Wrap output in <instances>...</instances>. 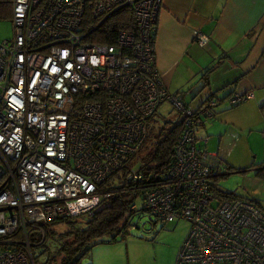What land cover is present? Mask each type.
Here are the masks:
<instances>
[{
  "label": "built area",
  "instance_id": "built-area-1",
  "mask_svg": "<svg viewBox=\"0 0 264 264\" xmlns=\"http://www.w3.org/2000/svg\"><path fill=\"white\" fill-rule=\"evenodd\" d=\"M122 9L134 30L105 33ZM159 10L160 0H11L12 36L0 42V264H37L43 225L90 217L129 190L137 191L131 214L138 197L155 220L188 224L175 264H264V212L215 192L223 164L196 137L219 100L190 110L155 67ZM105 37L113 43L96 42ZM251 97L233 94L227 104ZM163 103L181 122L171 162L157 181L133 187L140 168L126 163ZM114 175L122 184L105 187Z\"/></svg>",
  "mask_w": 264,
  "mask_h": 264
},
{
  "label": "crops",
  "instance_id": "crops-1",
  "mask_svg": "<svg viewBox=\"0 0 264 264\" xmlns=\"http://www.w3.org/2000/svg\"><path fill=\"white\" fill-rule=\"evenodd\" d=\"M197 33L206 37L201 46ZM153 48L168 93L196 100L192 111L208 99L219 100L213 117L196 132L208 138L205 150L209 144V154L236 170L264 164V0H160ZM246 93L252 97L227 105L228 97ZM255 193L242 199L264 212L250 197Z\"/></svg>",
  "mask_w": 264,
  "mask_h": 264
},
{
  "label": "rangeland",
  "instance_id": "rangeland-1",
  "mask_svg": "<svg viewBox=\"0 0 264 264\" xmlns=\"http://www.w3.org/2000/svg\"><path fill=\"white\" fill-rule=\"evenodd\" d=\"M11 36L10 21H0V42L9 40ZM183 103L190 110L197 105L196 100L193 102L183 100ZM152 120L155 122L149 124L148 133L141 148L126 163V167L129 169H139L147 161L155 146L160 128H169L173 124L179 123L180 116L171 109L169 104L163 103L157 109ZM206 147L210 150L209 144ZM217 181L213 184L215 189L221 192H234L240 196L239 198L249 197L247 195L256 190L255 195L250 197L258 200L260 205L261 203L264 205V184L256 180L253 174L231 172ZM115 182L117 183V180ZM258 184L260 185L258 186ZM134 205L136 211L131 214L128 220L124 236L120 238L119 235H116L113 239L110 236L102 237L90 247L89 252L80 260V264H175L177 251L188 232V224L183 220L168 223L155 220L141 210V201L138 197L135 199ZM73 223L76 228L83 226V219L77 218ZM65 229L67 226L62 223L54 226L57 233ZM44 250L53 254L57 250V242L47 239L44 247H34L32 253L36 261L43 259L42 252Z\"/></svg>",
  "mask_w": 264,
  "mask_h": 264
},
{
  "label": "trees",
  "instance_id": "trees-1",
  "mask_svg": "<svg viewBox=\"0 0 264 264\" xmlns=\"http://www.w3.org/2000/svg\"><path fill=\"white\" fill-rule=\"evenodd\" d=\"M10 16L11 0H0V21H10ZM101 27L109 35H113L119 30H134L131 13L126 9H122L107 18ZM96 42L113 43L112 40L106 37L103 40L97 39ZM211 70L208 69L206 75ZM180 131L181 122L173 124L169 128H160L156 136L155 146L151 150V155L139 169L142 180L141 182L133 183L131 186L152 184L160 178L171 162L172 149ZM247 170H251L256 180L264 183V164L250 165L247 169L239 170L226 167L223 164L222 173L219 177L214 178L213 182H218L217 180L219 178H223L231 172L244 173ZM116 176L114 175L109 178L103 185L109 188L121 185L122 180ZM116 180L117 183L115 182ZM214 190L222 199L234 200L239 198L230 191L221 192L215 188ZM136 193L137 191L135 190H129L126 193L117 191L110 194L93 210L92 216L79 217L83 219V226L76 228L73 222H57L43 225V241L39 246L44 247L47 239H53L57 242V250L53 254L44 250L42 252L44 255L43 259L36 262L38 264H80V260L89 252L90 247L96 244L102 237L110 236L113 239L116 235H119L122 238L126 232L128 220L131 216L128 207L133 203L132 200ZM247 201L254 203L250 200ZM61 223L65 224L67 229L62 232H55L54 226Z\"/></svg>",
  "mask_w": 264,
  "mask_h": 264
},
{
  "label": "bare ground",
  "instance_id": "bare-ground-1",
  "mask_svg": "<svg viewBox=\"0 0 264 264\" xmlns=\"http://www.w3.org/2000/svg\"><path fill=\"white\" fill-rule=\"evenodd\" d=\"M141 182V181H140Z\"/></svg>",
  "mask_w": 264,
  "mask_h": 264
}]
</instances>
